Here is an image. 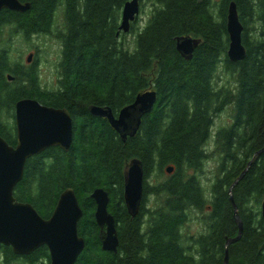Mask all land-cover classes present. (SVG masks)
<instances>
[{
    "label": "trees",
    "instance_id": "obj_1",
    "mask_svg": "<svg viewBox=\"0 0 264 264\" xmlns=\"http://www.w3.org/2000/svg\"><path fill=\"white\" fill-rule=\"evenodd\" d=\"M21 1L30 9L0 11V136L16 142L18 99L69 111L70 149L50 147L30 157L13 194L48 218L59 194L74 190L85 241L75 264H223L225 241L238 232L228 189L250 160L232 188L242 233L227 247V264H264V152L255 155L264 146V0H233L246 50L236 62L226 55L232 0H148L145 24L136 28L137 18L130 24L132 45L124 33L117 36L127 0ZM35 34L59 42L55 85L42 84L36 60L24 65L13 54L15 36L29 42ZM179 36L199 40L190 58L176 49ZM221 75L228 77L223 83ZM148 89L156 91V102L125 140L88 110L109 106L116 115ZM227 107L231 121L213 131ZM136 158L144 182L132 216L123 188L126 166ZM210 159L213 178L205 186L199 173ZM169 165L174 170L163 177ZM97 187L108 192L119 240L115 253L101 247L90 197ZM195 223L199 229L192 231ZM0 264H49V252L41 246L18 255L0 245Z\"/></svg>",
    "mask_w": 264,
    "mask_h": 264
},
{
    "label": "water",
    "instance_id": "obj_2",
    "mask_svg": "<svg viewBox=\"0 0 264 264\" xmlns=\"http://www.w3.org/2000/svg\"><path fill=\"white\" fill-rule=\"evenodd\" d=\"M9 9L24 12L30 9V3L21 0H0V11ZM140 11V0H127L121 11V20L117 36L126 33ZM243 26L239 21L235 2L228 3L226 13V31L228 34L227 58L236 62L245 57V47L241 34ZM176 49L185 58H190L198 39L191 36L175 38ZM33 54L27 56V62ZM11 79L10 76H8ZM157 99L154 89L139 92L134 101L114 115L109 106L90 105L91 115L107 119L110 126L122 140L133 136L144 114L150 112ZM14 124L16 142L9 144L0 136V245L11 247L14 254L29 255L41 246L49 252V264H75L82 252L85 241L78 234V222L83 215L79 200L71 187H66L58 196L55 207L48 218H43L29 202L17 201L14 188L24 175L26 161L50 147H59L68 151L74 137L73 122L66 108H55L42 104L34 98L18 99L14 106ZM264 152V146L255 155ZM235 178L228 192L234 206V218L238 225L236 236L225 241L223 264H227L229 244L237 241L242 233V222L232 197V188L244 175L251 164ZM170 174L173 165L165 167ZM144 171L140 159H132L126 166L124 182V202L132 216L139 210L142 200ZM95 203L94 219L100 227L101 247L105 251L116 252L119 244L114 216L108 211V192L95 188L91 194ZM260 215L264 224V199L260 205Z\"/></svg>",
    "mask_w": 264,
    "mask_h": 264
},
{
    "label": "rangeland",
    "instance_id": "obj_3",
    "mask_svg": "<svg viewBox=\"0 0 264 264\" xmlns=\"http://www.w3.org/2000/svg\"><path fill=\"white\" fill-rule=\"evenodd\" d=\"M142 7L137 17V22L135 24V27H142L148 17L149 10L151 9V4L148 0H141ZM140 2V4H141ZM58 20H60V17H58ZM125 37L124 39L126 42H129V44L132 43L134 38V32H126L124 33ZM12 49L13 54L18 56L19 61L24 65H29L33 61L36 60L37 68L39 72V78L42 81L43 85H55L56 84V71L54 67V63L58 61L59 59V42L57 39L51 37L50 35H33L31 36L29 42L24 41L21 37L15 36V39L12 40ZM132 45V44H131ZM130 45V46H131ZM39 50V51H38ZM33 54L31 60L27 62V56L29 54ZM227 75L223 76L221 75L220 79L218 80L219 83H223L227 79ZM231 121L230 118V110L227 107L225 110H223L219 115L214 119L213 124V131L220 127L221 125H225ZM215 165V160L210 159L206 161L204 172L199 173L201 175V181L202 183L207 186V184L212 180L213 173L212 170ZM169 175L165 172V170L162 173L163 177H167ZM199 225L195 223L192 226V231H195L198 228Z\"/></svg>",
    "mask_w": 264,
    "mask_h": 264
}]
</instances>
